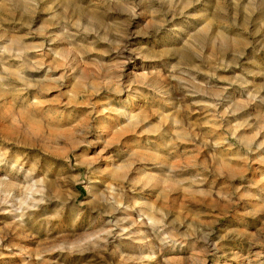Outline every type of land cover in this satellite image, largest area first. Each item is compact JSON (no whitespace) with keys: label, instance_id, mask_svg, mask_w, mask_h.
Instances as JSON below:
<instances>
[{"label":"rangeland","instance_id":"obj_1","mask_svg":"<svg viewBox=\"0 0 264 264\" xmlns=\"http://www.w3.org/2000/svg\"><path fill=\"white\" fill-rule=\"evenodd\" d=\"M0 264H264V0H0Z\"/></svg>","mask_w":264,"mask_h":264},{"label":"bare ground","instance_id":"obj_2","mask_svg":"<svg viewBox=\"0 0 264 264\" xmlns=\"http://www.w3.org/2000/svg\"><path fill=\"white\" fill-rule=\"evenodd\" d=\"M140 216H145L143 219H146L144 222H146V221H148L149 222V225H151V227H152V225H154V224H158L159 223V220L158 219H156V217L155 216H152V214L151 215H149L148 213L147 214H143L142 213V215L140 214ZM150 227V228H151ZM165 235V234H164ZM166 236H168V234L166 235ZM148 247H150L149 249H151L152 247H151V243H150V246H148ZM154 254V253H153Z\"/></svg>","mask_w":264,"mask_h":264}]
</instances>
